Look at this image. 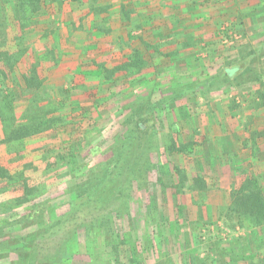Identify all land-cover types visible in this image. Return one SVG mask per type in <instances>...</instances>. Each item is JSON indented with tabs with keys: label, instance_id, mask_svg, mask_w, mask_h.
Masks as SVG:
<instances>
[{
	"label": "rangeland",
	"instance_id": "374dc122",
	"mask_svg": "<svg viewBox=\"0 0 264 264\" xmlns=\"http://www.w3.org/2000/svg\"><path fill=\"white\" fill-rule=\"evenodd\" d=\"M202 1L42 2L21 31L17 0H0V41L7 40L16 53L28 48L46 55L49 64L44 61L38 69L45 79L43 90H51L63 103L51 114L63 116L56 127L61 132L25 139L33 147L26 160L33 161L30 199L15 201L22 183L0 190V228L6 234L0 237V264H47L40 260L45 254L54 256L61 246L62 259L56 264H67L66 256L71 264H118L116 257L126 264L132 258L141 264H198L208 255L206 264H215L216 253L222 258L217 264H264V223L256 225L249 216L230 211L229 197H221L222 205L208 204L207 178L202 172L191 177L205 154L225 150L222 140L207 138L209 127L213 134H231L239 127L250 129V115H263L264 105L254 96L264 89V0ZM89 22L107 32L92 55L99 69L131 61L135 49H143L146 65H137L136 74L132 70L137 68L128 69L112 79L103 73L81 82L76 71L87 53L66 52L62 46L70 41L72 29L86 25L88 30ZM149 22L155 25L153 34ZM136 26L137 38L131 37ZM14 35L21 37L19 44L11 40ZM30 66L27 52L14 80H8L19 113L28 102L21 74ZM231 67L239 71L225 79L223 71ZM63 91L69 94L65 98ZM231 139L225 141L230 148ZM174 143L185 151H172ZM10 157L1 150L0 159ZM216 158L209 157V178L220 163ZM146 161L151 163L149 173L134 178ZM231 177L225 174L221 185L232 184ZM36 232L41 240L31 246L35 260L24 263V254L8 252L4 241L10 244L12 237ZM235 238L239 242L231 245Z\"/></svg>",
	"mask_w": 264,
	"mask_h": 264
},
{
	"label": "trees",
	"instance_id": "16d2710c",
	"mask_svg": "<svg viewBox=\"0 0 264 264\" xmlns=\"http://www.w3.org/2000/svg\"><path fill=\"white\" fill-rule=\"evenodd\" d=\"M60 0H17L18 9L15 11L16 19L19 23V30L23 31L27 28L28 24L24 23L28 19L31 18V15L34 14L36 11L40 10L42 2L53 3ZM189 2L197 3V0H188ZM208 0L202 1L205 4ZM89 29L87 30V36L85 41V51L88 52L90 49H95L97 47L96 40L98 38H104L106 35V31L99 30L96 25H93V22H89ZM139 28L136 26L134 30H130V36L135 37L138 32ZM109 32V31H108ZM135 32V33H134ZM137 38V36H136ZM21 37L18 35L12 37V41H16L18 44L21 41ZM96 39V40H95ZM7 40L2 39L0 41V91L2 95L0 96V152L1 150L6 153H10L11 157L3 161L0 159V190L3 188L4 185L9 184H16L22 183L21 187L23 192L15 198L17 203L26 202L30 199V195L34 192V186L30 183L32 182V175L29 178V166L32 164L33 161H26L30 159V151L31 147L25 142V139L34 134L46 133L50 131H57L56 127L58 125L57 122L62 121L63 119L61 115H51L60 109L63 106V103L54 96L51 90H43L45 79H43L41 74L38 72L40 64H44V61L47 60V56L44 55L43 57L36 55L35 50H19V53L13 52L8 49ZM152 46V47H151ZM150 49L154 48V45H151ZM48 51V48H46ZM21 51L23 53H21ZM28 52V57L30 58L31 66L29 69L21 74V79L23 80V93L28 97L27 105L25 109L21 111V113L15 111V102L16 96L14 91L8 85V80H14L13 73L20 62L21 58L23 57L24 53ZM49 52V51H48ZM54 51H52L53 53ZM136 58H132L131 61L124 62L118 65L114 69H108V71L102 70L104 73V77L107 79H112L118 72L120 71H127L128 69H136L137 65L141 63L146 65L144 61V55L142 51L139 49H135ZM169 55V53H166ZM172 55V53H170ZM46 58V59H45ZM57 59H50L49 61L53 64H56ZM46 62V61H45ZM47 63V62H46ZM49 64V63H47ZM80 68L76 71L77 75L79 76L80 81H83V78L92 76L94 73H99L97 68L98 64L95 62L93 63H83ZM141 68V66H138ZM132 70L133 74L138 73V69ZM239 71L237 67L226 68L223 71V75L225 79H230V77L236 75ZM14 77V78H13ZM264 85V82H263ZM64 95H69L68 91H63ZM258 97L261 100V103L264 105V89L261 91L258 90L256 92V99ZM255 99L254 102H255ZM252 100V103H253ZM258 105V104H257ZM258 106H254L252 108H256ZM234 108V107H233ZM232 108V109H233ZM138 123V122H137ZM137 127L140 131H144L141 127V124H137ZM34 148H37L36 146ZM39 148V147H38ZM170 149L172 151H185V147H178L176 143H174ZM35 150V149H33ZM28 158V159H27ZM110 173H112L111 167L109 166ZM143 172H140L139 175L135 174L134 178L137 176L147 175L151 169V163L146 161L144 163V167L142 168ZM133 173V171H130ZM145 172V173H144ZM134 174V173H133ZM185 174L183 172L180 173V181L184 182ZM111 200L108 201L110 204ZM72 205V204H71ZM230 211L240 215V216H249V220L254 222L256 225L264 223V189L259 181L258 178L255 176L248 177L242 185L238 189H234L231 191L230 197V204H229ZM74 210H76V204L73 205ZM51 209V206H49ZM54 227V226H53ZM45 233L46 230H41ZM49 232V231H48ZM6 234L0 228V237L5 236ZM12 237L9 241H4L5 244L9 245L8 252H14L18 254L25 255V262H28V258L35 260L36 251L31 250L32 245H38L40 242L39 233L36 232L30 235L28 238L24 235L17 237ZM221 240L220 238L218 239ZM17 242L18 244H14ZM239 242L238 238L233 239L230 243L236 244ZM61 245H64L63 243ZM29 248V250L27 249ZM63 247V246H61ZM58 250L51 256V254H45L44 258L40 261L47 262V264H56L57 259H62L59 255L63 252L61 249ZM134 249H137L135 245ZM26 251V252H25ZM26 253V254H25ZM76 251L73 253H69L71 255H75ZM216 260L214 263L217 264L219 261L222 262L221 255L216 253ZM72 258V257H70ZM210 255L207 256L206 259L201 260L198 264H206ZM248 258V257H246ZM251 260L253 257H249ZM130 264H141L138 259L132 258L129 260ZM65 263L71 264V260L68 256H66ZM116 262L118 264H126L122 261L119 257H116ZM226 262V260H225ZM212 261L210 262V264ZM230 263L229 261L226 264ZM26 264V263H25ZM190 264H197L194 261H191ZM213 264V263H212Z\"/></svg>",
	"mask_w": 264,
	"mask_h": 264
},
{
	"label": "crops",
	"instance_id": "0c3cea01",
	"mask_svg": "<svg viewBox=\"0 0 264 264\" xmlns=\"http://www.w3.org/2000/svg\"><path fill=\"white\" fill-rule=\"evenodd\" d=\"M148 24L151 25L150 26L151 31L152 29H155V25H153L152 22H149ZM80 27L84 28V30L72 29V31L70 32V41L69 42L67 41L66 44L62 46L65 48L66 52L78 51L79 53L81 50L82 52L85 51L84 45H85L86 38H88L87 30H86L87 26L81 25ZM157 33L159 34V36L162 35L161 27H158ZM157 33L155 32L154 35H157ZM152 34H153V31H152ZM102 39L103 38L99 40L95 39L97 43V47L95 49H90L88 50V52L85 51V53L87 54L84 53L85 61H83V63H88V62L93 63L94 61L97 60V59H94V56L92 55L95 53V51H98L100 49V40ZM106 39L107 41H111V39L109 40V36ZM97 69L101 72L94 73V74H103L101 69L99 68ZM91 77L92 76H90V78ZM262 114H263L262 116H258V115L256 116L255 113L250 115V117H252V119L250 120L252 127L250 129L239 127L238 130L234 131L231 134L225 131H221V132H217L213 134L212 132L213 128L210 131V127H209L210 134L207 133V138L209 139L212 138L213 140L214 139L222 140L223 147H225L224 148L225 150L220 152L219 148H216L215 152L212 151L213 153L209 152L208 155L205 154V156L207 157L204 158V162L202 163L201 161L198 162V157H197L196 160L198 162L199 169L192 170L193 174L191 175V177H196L200 175V173L202 172L205 178H207V180L205 179L206 188H207V190L205 191H208V195H206V202H208V204L222 205L224 203V200H222L221 202H218L221 199V197L222 199H224L225 196L230 198V192L232 188L238 189L248 177L255 176L256 178L259 179L261 185L264 187V112ZM206 118H207V121L205 123H209L208 117ZM228 119L229 118H227V120ZM249 119H250L249 117L246 118V120H248V123H250ZM218 122L224 123L222 122V120ZM57 131L61 132L60 129H57ZM44 134H42V136ZM230 138H232L231 148L228 145L229 143L225 142L227 140H230ZM44 139H47V136H45ZM204 151H205L204 148H202L201 150L199 149V155H201V160L203 159L202 155L204 154ZM197 152L198 150L195 149L194 150L195 156H197ZM211 155H214L215 158L217 157L216 160L220 162L217 164L218 165L217 170H215L216 172L214 171L215 174H213L214 175L213 178L208 177V173L210 172L212 168L211 166L212 162L209 161V157ZM199 163L201 164L199 165ZM194 166L196 167L195 163H194ZM219 172H222L221 176L219 175L220 174ZM205 173L207 174L205 175ZM225 174L228 175L229 177L232 176L231 177L232 184L229 183V185H226V186L221 185L220 182L223 179H225L224 178ZM220 185H221V189H218L219 191L217 189H212V187L217 188ZM224 190H228L229 192L227 191L226 193L224 192Z\"/></svg>",
	"mask_w": 264,
	"mask_h": 264
}]
</instances>
